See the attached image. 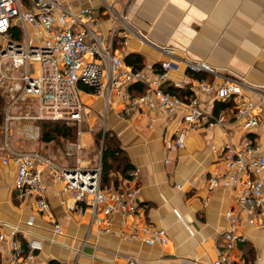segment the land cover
<instances>
[{
	"label": "built area",
	"instance_id": "built-area-1",
	"mask_svg": "<svg viewBox=\"0 0 264 264\" xmlns=\"http://www.w3.org/2000/svg\"><path fill=\"white\" fill-rule=\"evenodd\" d=\"M99 1L100 8L112 20L108 37L102 34L101 21L87 3L0 0V36L5 41L2 50H6L5 54L2 50L0 53V77L8 78L6 66L9 65L4 63L8 57L12 58V70L23 67L25 72L21 79L10 80L13 94L10 109L20 100L35 97L38 113L22 118L81 124L87 115L83 95L87 93L85 88H90L93 96L104 100L105 125L113 108L125 115L135 111L146 115L149 128H154L158 114L164 119L181 115L172 137L165 140L168 153L185 148L189 130L201 124L219 126L228 136L235 134L234 128L228 127L230 125L238 126L244 132L259 126L264 85L248 82L237 75L223 74L204 60L180 57L173 48L151 41L135 28L125 7H121L120 12L116 10L115 0ZM14 28L20 31L18 41L11 40ZM133 36L162 52L166 59L151 71L133 69L126 64L123 53L115 49L117 38L127 45ZM182 67L189 76L173 77L172 73ZM194 73L212 76L214 81L192 76ZM137 83L146 86L144 93L132 90ZM170 88H187L191 94L180 96ZM208 94H213L214 99L205 100L204 96ZM216 101L232 102L233 115L228 116L225 111L216 113ZM10 118L16 117L9 114L7 120ZM80 146L81 143L69 144L67 155L72 157ZM0 149L3 163L14 162L16 165V190L21 197L35 196L39 211L51 209L46 200L49 180L63 184L61 196L69 194L72 197L70 202L61 199L68 208L66 216L73 212L83 215L90 203L91 224H95L100 235L114 232L111 225L115 215L136 214L140 208L142 187L130 184L134 180L120 186L103 187L102 162L94 166H64L40 151L16 150L8 138ZM211 149L217 159L207 178L208 192L212 194L223 186L235 192L237 201L236 207L225 214L227 227L221 234L218 255L210 264H243L242 258L235 255L240 244L248 240L241 229L240 215L246 213L252 225L264 216V152L259 143L247 136L241 144L226 141L212 145ZM27 223L33 225L34 219ZM55 232H63L60 224L55 225ZM18 235L17 228L9 235L0 231V264H4L1 257L5 254H9V264H36L43 248L42 241L35 238L23 244ZM127 237L151 246H165L170 241L166 229L151 223L132 224ZM84 245H87L86 240ZM129 264L137 263L129 259Z\"/></svg>",
	"mask_w": 264,
	"mask_h": 264
},
{
	"label": "crops",
	"instance_id": "crops-1",
	"mask_svg": "<svg viewBox=\"0 0 264 264\" xmlns=\"http://www.w3.org/2000/svg\"><path fill=\"white\" fill-rule=\"evenodd\" d=\"M71 1L92 6L101 21L99 29L108 37L112 20L100 8L99 0ZM117 3L125 7L132 25L151 41L173 48L180 57L204 60L223 74L264 85V0H115ZM115 49L123 53L124 59L130 53L142 54L148 71L166 59L162 52L136 36L127 45L120 44L117 38ZM188 73L182 67L172 76L183 79ZM204 78L214 81L209 75ZM170 90L184 97L191 94L187 88ZM204 99H214V96L208 94ZM83 100L89 110L87 115L92 106L104 108V100L93 96L91 89L83 95ZM233 110L232 102H215L216 113L225 111L232 116ZM181 119V115L164 119L158 114L154 128H149L148 117L138 111L126 115L114 108L109 111L106 126L117 136L134 166L133 177L122 180L121 185L134 180L130 184L142 187L139 210L136 214L115 215L112 233H97V227L91 224L90 203L83 215L73 212L66 216L68 208L61 199L70 202L72 197L60 195L63 184L59 182L49 180L46 200L51 209L39 211L35 196L21 197L16 190L15 163L4 164L0 158V231L9 235L14 228L19 229L18 237L23 244L40 239L43 248L36 264H129V259L137 264H210L218 255L221 234L227 227L225 214L236 207L237 201L235 192L223 186L212 194L208 192L207 178L217 159L211 147L226 141L241 144L247 136L259 143L264 152V104L261 122L256 128L244 132L230 125L235 134L228 136L219 126L201 124L189 130L185 148L168 153L165 140L172 137ZM86 139L91 148L90 136ZM86 139L83 135L81 146ZM55 157L60 164L73 166L71 159ZM100 162L101 156L97 163ZM87 166L94 164L87 162ZM118 176L121 178L120 173ZM240 217L241 229L248 240L240 244L235 255L242 258L243 264H264V216L254 225L246 213ZM31 218L33 225L27 223ZM145 223L166 229L169 243L151 246L127 237L132 224ZM57 224L62 226V233L55 232ZM1 259L9 264V254Z\"/></svg>",
	"mask_w": 264,
	"mask_h": 264
},
{
	"label": "rangeland",
	"instance_id": "rangeland-1",
	"mask_svg": "<svg viewBox=\"0 0 264 264\" xmlns=\"http://www.w3.org/2000/svg\"><path fill=\"white\" fill-rule=\"evenodd\" d=\"M116 10L119 12L121 11L120 3L116 4ZM118 41L120 44H122L120 39H118ZM4 44V38L3 36H0V53ZM4 63L9 65L6 66L9 69L7 71V79L0 77V94L4 99L2 108L5 110L4 121L0 124V143L2 140L8 138L11 146L16 150H37L44 152L54 159H56L55 155H59L60 157L63 156L66 159H71L72 163L76 165H87V162L95 165L98 162V158L100 156L102 157L103 155L102 150L105 144V135H109L111 133L108 125L106 126L104 124V108L92 106L91 113L86 115L84 121L81 124L69 123L76 129V139H59L51 145H45V143L40 140L41 129L39 131L37 129L40 128L39 125H37L38 121L34 119L22 118L28 114L35 115L38 113L39 105L37 98L29 97L24 100H20L18 104L12 106L11 109L9 108L13 99V94L9 87L10 80L14 78L17 80L21 79L25 72L23 67L12 70L10 66L12 64V58L10 57H8ZM91 101L94 102L95 100L91 99ZM9 109L10 111H8ZM7 114H10V117L16 118H10L8 121ZM83 135L85 139L88 135L90 136L91 148L87 146V139L82 140V143L85 141V145L80 146L77 150H74L72 157L67 155L69 152V150H67L68 144L77 141V143H80ZM114 136L117 137L115 134ZM58 160L60 161V158H58ZM62 162L64 164V160H62ZM67 164L69 165V163Z\"/></svg>",
	"mask_w": 264,
	"mask_h": 264
},
{
	"label": "trees",
	"instance_id": "trees-1",
	"mask_svg": "<svg viewBox=\"0 0 264 264\" xmlns=\"http://www.w3.org/2000/svg\"><path fill=\"white\" fill-rule=\"evenodd\" d=\"M11 40L18 41L20 39V31L12 29ZM125 62L135 70L145 69V58L140 53H130L125 56ZM158 67V64L155 65ZM196 76H206L205 74H193ZM86 91H90L89 88H85ZM137 93H144L146 86L144 84L137 83L132 87V90ZM178 92V90H177ZM4 99L0 94V124L3 123L5 118V110L2 108ZM38 125L41 129L40 140L43 143H53L59 139L74 140L76 139V129L74 126L65 121L56 120H39ZM102 185L107 187L111 184L120 186L122 180L131 179L133 177L134 166L127 158L124 149L121 147L119 140L110 133L105 135V144L102 155ZM121 174V178L118 176Z\"/></svg>",
	"mask_w": 264,
	"mask_h": 264
},
{
	"label": "water",
	"instance_id": "water-1",
	"mask_svg": "<svg viewBox=\"0 0 264 264\" xmlns=\"http://www.w3.org/2000/svg\"><path fill=\"white\" fill-rule=\"evenodd\" d=\"M5 53H6V50L3 49V50H2V54H5ZM101 161H102V157H101Z\"/></svg>",
	"mask_w": 264,
	"mask_h": 264
}]
</instances>
